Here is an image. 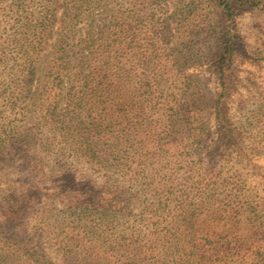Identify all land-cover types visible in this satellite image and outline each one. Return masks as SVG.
<instances>
[{"label":"rangeland","instance_id":"1","mask_svg":"<svg viewBox=\"0 0 264 264\" xmlns=\"http://www.w3.org/2000/svg\"><path fill=\"white\" fill-rule=\"evenodd\" d=\"M245 1L228 21L216 0H0V55L56 13L29 86L21 53L0 63V264H264V0Z\"/></svg>","mask_w":264,"mask_h":264},{"label":"trees","instance_id":"2","mask_svg":"<svg viewBox=\"0 0 264 264\" xmlns=\"http://www.w3.org/2000/svg\"><path fill=\"white\" fill-rule=\"evenodd\" d=\"M47 1V0H46ZM58 1V0H57ZM218 5L223 8V13L224 16L228 19V21H230V19H232L234 17V13L236 10V4L234 2V0H216ZM246 5H251V7H255L257 5V3L255 1L252 0H246L245 1ZM26 11L23 10V12ZM20 12V10H19ZM55 11H51L50 9L46 11V14H43L41 16H39L38 21H37V25L39 26L40 29L36 30L33 34H32V38L30 39V35L26 36L25 33L24 34H20L19 31V38H15L18 44V50L19 47H21L20 51H16V50H11V53L8 52L6 49V51H2V55H0V63H2V58L5 57L6 55H8L9 53V57L10 59L13 61V64L9 65H5L6 69L8 71L7 74H5L6 76L9 77L10 73L13 74V72L15 71V66L18 64L19 62V58L18 54H22L23 58L25 61V75L23 78V81L25 83L26 86H29V82H30V77H34V72H33V63H34V54L36 53L38 47L40 46V44L42 43V40L45 37V34L48 33V31L51 29V27H53V21L55 18ZM23 15L21 16L20 19L23 20ZM19 21L17 20V25H18ZM21 23V22H20ZM19 23V24H20ZM23 27H26V25H24ZM232 28H230V26H228L224 36H223V48H222V54L219 57L218 60V69H219V73L221 74L222 78H226L227 77V71L230 70L231 65L234 62V57H235V53H236V45H235V40L232 36ZM18 36V35H17ZM21 36V37H20ZM89 41H84V48L85 49H92L94 50V46H90L89 45ZM83 45V44H82ZM68 47L74 49V46L71 47V44L68 42L67 44H65V47L62 49L63 54L62 56H59L60 60H64L67 63L71 64V60L69 59V56L67 55L68 52ZM91 53H94V51H89V55ZM27 54V59L25 58ZM85 57H82L80 59H84ZM1 76V75H0ZM89 79V77H88ZM14 80L11 79L10 82L8 83L7 78H5V80H3L2 84H0V87H6L8 85L9 86H13ZM1 92V89H0ZM51 92V90H50ZM2 93V92H1ZM0 93V94H1ZM21 93H24L23 90H21ZM51 94V93H49ZM8 134V131H5ZM4 133V131H3ZM14 135V131L11 132V136H9V138L11 139ZM8 138V137H7ZM81 206L85 207V208H89L90 210L93 209L94 207L98 209L100 208H104V206H102V204H100L99 202H97L94 199H84L81 202ZM106 211V210H104Z\"/></svg>","mask_w":264,"mask_h":264}]
</instances>
